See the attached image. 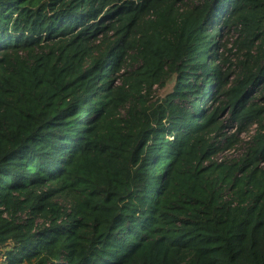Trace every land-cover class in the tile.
Returning a JSON list of instances; mask_svg holds the SVG:
<instances>
[{"label": "trees", "instance_id": "trees-1", "mask_svg": "<svg viewBox=\"0 0 264 264\" xmlns=\"http://www.w3.org/2000/svg\"><path fill=\"white\" fill-rule=\"evenodd\" d=\"M1 257L264 264V0H0Z\"/></svg>", "mask_w": 264, "mask_h": 264}, {"label": "rangeland", "instance_id": "rangeland-1", "mask_svg": "<svg viewBox=\"0 0 264 264\" xmlns=\"http://www.w3.org/2000/svg\"><path fill=\"white\" fill-rule=\"evenodd\" d=\"M111 35H113V32L109 33V36ZM220 35L222 37H219L218 39L219 41L218 42V49H219L218 54H223L224 57H226L225 67L229 69V71L231 72L229 77H230V80H232L233 76H235L239 72V68L235 66H239V61L241 60V52L238 51L237 49H234L233 47L234 37H235V34L233 32H229L227 34V29H224L220 32ZM222 44H225V49L229 50L230 51L229 53L226 52V50H224L223 48H221ZM128 55L129 57L127 58V63L124 67V71L130 73L134 69H136L141 64V62L140 60H138V58L136 57V54L133 51H129ZM125 77L128 78V75H125L124 78ZM121 82H122V78H120L119 84L117 85H120ZM171 87H172L171 81H167L165 83V86L163 87L159 86L158 84L153 85L150 88L149 93H148L149 102L151 104H157L158 102H160L162 98L165 96V94L170 91ZM141 88H142L141 93L144 94L145 93L144 88H146V86L142 85ZM121 113L123 114V110H121ZM234 132H235L234 130H230L229 132H227V134L231 135V134H234ZM252 132H253V127H251L248 132H243L239 134L238 136L239 142L234 144L232 148H228L224 150L223 152H221L217 156V159L219 158L220 161L238 159L245 149V146H246L245 143L248 142L249 139L251 138ZM55 202L57 203L59 207H61L62 205H66V203L62 199H57L55 200ZM3 259H4L3 257L0 258L1 261H3Z\"/></svg>", "mask_w": 264, "mask_h": 264}, {"label": "clouds", "instance_id": "clouds-1", "mask_svg": "<svg viewBox=\"0 0 264 264\" xmlns=\"http://www.w3.org/2000/svg\"><path fill=\"white\" fill-rule=\"evenodd\" d=\"M218 159H219V158H218ZM218 159H217V160H218ZM219 161H220V160H219Z\"/></svg>", "mask_w": 264, "mask_h": 264}, {"label": "built area", "instance_id": "built-area-1", "mask_svg": "<svg viewBox=\"0 0 264 264\" xmlns=\"http://www.w3.org/2000/svg\"><path fill=\"white\" fill-rule=\"evenodd\" d=\"M218 160H220V159H218Z\"/></svg>", "mask_w": 264, "mask_h": 264}]
</instances>
